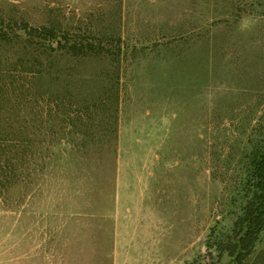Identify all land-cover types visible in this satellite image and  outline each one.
Masks as SVG:
<instances>
[{
  "label": "rangeland",
  "instance_id": "obj_1",
  "mask_svg": "<svg viewBox=\"0 0 264 264\" xmlns=\"http://www.w3.org/2000/svg\"><path fill=\"white\" fill-rule=\"evenodd\" d=\"M22 21L105 56L0 43V264L204 253L264 132V0H0V28Z\"/></svg>",
  "mask_w": 264,
  "mask_h": 264
},
{
  "label": "trees",
  "instance_id": "obj_2",
  "mask_svg": "<svg viewBox=\"0 0 264 264\" xmlns=\"http://www.w3.org/2000/svg\"><path fill=\"white\" fill-rule=\"evenodd\" d=\"M22 37L37 40L35 43L41 41L48 44L50 51L74 59L105 56L102 47L96 49L69 36L68 29L54 25H30L22 21L17 33L0 28V43ZM257 135L244 137L238 167L232 170L235 184L228 205L231 216L214 220L205 236V252L198 253L187 264H248L259 250L264 234V132Z\"/></svg>",
  "mask_w": 264,
  "mask_h": 264
}]
</instances>
